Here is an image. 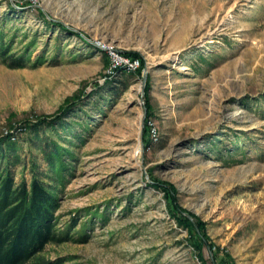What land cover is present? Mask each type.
<instances>
[{
	"label": "rangeland",
	"instance_id": "374dc122",
	"mask_svg": "<svg viewBox=\"0 0 264 264\" xmlns=\"http://www.w3.org/2000/svg\"><path fill=\"white\" fill-rule=\"evenodd\" d=\"M10 1L16 10L0 0L5 41L42 58L0 60V137L15 127L16 181L30 182L32 156L42 177L50 172L24 123L85 100L42 130L71 146L55 215L74 237L48 243L45 257L203 264L159 182L203 222L207 264L213 252L264 264V0ZM101 44L144 63L113 69Z\"/></svg>",
	"mask_w": 264,
	"mask_h": 264
},
{
	"label": "trees",
	"instance_id": "16d2710c",
	"mask_svg": "<svg viewBox=\"0 0 264 264\" xmlns=\"http://www.w3.org/2000/svg\"><path fill=\"white\" fill-rule=\"evenodd\" d=\"M8 4L11 9H17L10 0ZM48 21L69 32L77 33L61 21ZM125 55L138 59L140 67L137 69L140 70L144 63L142 56L136 51L126 52ZM0 60L14 68L35 65L40 63L42 58L31 61L27 53L13 52L12 44L5 41L4 31L0 29ZM67 100V104L61 107L57 115H45L36 120H27L23 125L24 130H28L29 133L34 132L37 141L32 145L41 150L50 171L42 172L45 174L43 177L38 170L36 159L32 156L30 182L25 178L20 182L16 181L10 165L22 163V160L17 151L15 152L16 145L12 140L16 134L13 129L15 127H11V132L0 137V264H63L64 258H47L44 251L48 243L60 244L64 240L74 239L68 231L70 225L60 229L59 218L55 215L59 207L57 186L64 181L67 171L70 170V163L64 159V153H70L71 146H64L50 134L42 135V130L53 128L59 123L63 125L62 119L66 116L65 114L76 106L82 108L85 101L80 94L77 99L68 98ZM150 109L151 106L148 105L149 115ZM145 140H149L148 131L145 134ZM23 165L26 163L23 162ZM154 185L165 191L171 214L180 225L189 229L191 242L198 251V257L203 264H207L202 249L207 245L209 237L203 222L194 214L198 225L196 227L194 220L183 214V208L177 202L173 185L159 182ZM82 238L86 239V237ZM210 246L214 247L212 244ZM213 257L211 260L216 264H233L230 263L227 255L220 258L213 252Z\"/></svg>",
	"mask_w": 264,
	"mask_h": 264
},
{
	"label": "built area",
	"instance_id": "2783aa9c",
	"mask_svg": "<svg viewBox=\"0 0 264 264\" xmlns=\"http://www.w3.org/2000/svg\"><path fill=\"white\" fill-rule=\"evenodd\" d=\"M102 48H104L108 54L111 56L112 59V68H122V69H136L139 67V60L136 58H132L131 56H127L122 54L120 51H118L116 48L114 49L112 46H107L105 44H101Z\"/></svg>",
	"mask_w": 264,
	"mask_h": 264
},
{
	"label": "water",
	"instance_id": "95a60500",
	"mask_svg": "<svg viewBox=\"0 0 264 264\" xmlns=\"http://www.w3.org/2000/svg\"><path fill=\"white\" fill-rule=\"evenodd\" d=\"M146 76V75H145ZM144 80H145V77H144ZM143 92H144V90H143Z\"/></svg>",
	"mask_w": 264,
	"mask_h": 264
}]
</instances>
